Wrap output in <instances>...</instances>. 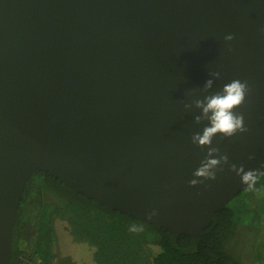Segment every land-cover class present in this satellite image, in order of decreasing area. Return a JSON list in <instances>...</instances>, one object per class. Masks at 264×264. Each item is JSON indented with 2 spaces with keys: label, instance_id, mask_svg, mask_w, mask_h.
Masks as SVG:
<instances>
[{
  "label": "water",
  "instance_id": "obj_1",
  "mask_svg": "<svg viewBox=\"0 0 264 264\" xmlns=\"http://www.w3.org/2000/svg\"><path fill=\"white\" fill-rule=\"evenodd\" d=\"M232 79L246 130L198 146L197 102ZM213 158L214 179L196 176ZM241 168L264 172V0H0V264L37 171L198 237Z\"/></svg>",
  "mask_w": 264,
  "mask_h": 264
},
{
  "label": "trees",
  "instance_id": "obj_2",
  "mask_svg": "<svg viewBox=\"0 0 264 264\" xmlns=\"http://www.w3.org/2000/svg\"><path fill=\"white\" fill-rule=\"evenodd\" d=\"M57 221L92 249L95 264H264V172L192 237L112 210L37 171L17 209L10 264H73L56 253Z\"/></svg>",
  "mask_w": 264,
  "mask_h": 264
},
{
  "label": "clouds",
  "instance_id": "obj_3",
  "mask_svg": "<svg viewBox=\"0 0 264 264\" xmlns=\"http://www.w3.org/2000/svg\"><path fill=\"white\" fill-rule=\"evenodd\" d=\"M226 41L232 40V35L228 34L224 37ZM213 76H219L218 72L212 73ZM212 80L205 82V87H210ZM247 85L239 79H232L224 83L222 91L205 97L203 102L198 101L197 105L201 107L202 113L206 117L208 124L201 132L193 135L192 140L198 146L208 145L211 139L217 133L224 137H231L237 132H244V117L237 111H234L245 99ZM199 119V117H197ZM226 159V157H225ZM219 161L215 158L209 159L207 163H203L196 171L195 175L214 179V173L211 169ZM241 172V182L247 184L249 189L254 188L257 180L255 171L252 169L238 170ZM190 184H196L198 181L192 180ZM152 214H155L153 210ZM137 226L132 225L130 231H137Z\"/></svg>",
  "mask_w": 264,
  "mask_h": 264
},
{
  "label": "rangeland",
  "instance_id": "obj_4",
  "mask_svg": "<svg viewBox=\"0 0 264 264\" xmlns=\"http://www.w3.org/2000/svg\"><path fill=\"white\" fill-rule=\"evenodd\" d=\"M57 235L56 253L59 257H69L73 264H95L92 260V249L84 243L73 242L67 233L65 223H55Z\"/></svg>",
  "mask_w": 264,
  "mask_h": 264
}]
</instances>
